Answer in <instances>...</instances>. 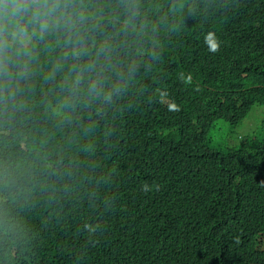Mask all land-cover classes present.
Here are the masks:
<instances>
[{
	"label": "trees",
	"instance_id": "trees-1",
	"mask_svg": "<svg viewBox=\"0 0 264 264\" xmlns=\"http://www.w3.org/2000/svg\"><path fill=\"white\" fill-rule=\"evenodd\" d=\"M66 4L0 71V264H264V110L211 133L264 106V0Z\"/></svg>",
	"mask_w": 264,
	"mask_h": 264
},
{
	"label": "clouds",
	"instance_id": "clouds-1",
	"mask_svg": "<svg viewBox=\"0 0 264 264\" xmlns=\"http://www.w3.org/2000/svg\"><path fill=\"white\" fill-rule=\"evenodd\" d=\"M66 8V0H0V71H7L11 53L29 43L37 29L43 35ZM204 43L212 52L219 47L213 32L204 35ZM70 45V52L78 54L87 50L88 41L78 38Z\"/></svg>",
	"mask_w": 264,
	"mask_h": 264
},
{
	"label": "rangeland",
	"instance_id": "rangeland-1",
	"mask_svg": "<svg viewBox=\"0 0 264 264\" xmlns=\"http://www.w3.org/2000/svg\"><path fill=\"white\" fill-rule=\"evenodd\" d=\"M263 110V105L256 104V106H254L251 112L247 115V118L243 121L241 130H239L238 125L231 130L227 124L222 121H218L217 125L211 130V133H213L214 137L218 142H220L222 147L235 148L239 143L240 134H242L243 131L250 129L257 121H260ZM255 114L256 119L253 117Z\"/></svg>",
	"mask_w": 264,
	"mask_h": 264
}]
</instances>
